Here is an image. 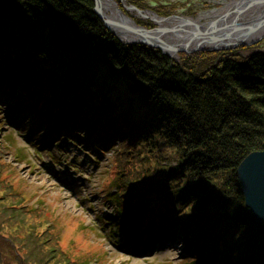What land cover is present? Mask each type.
Instances as JSON below:
<instances>
[{
  "label": "trees",
  "instance_id": "16d2710c",
  "mask_svg": "<svg viewBox=\"0 0 264 264\" xmlns=\"http://www.w3.org/2000/svg\"><path fill=\"white\" fill-rule=\"evenodd\" d=\"M179 56L122 43L96 16L92 0H0V94L44 130L65 128L77 143L91 142L99 158L110 153L101 186L114 190L126 220L116 226L128 227L134 217L139 236L180 242L179 264H264V226L251 217L236 176L247 154L264 149V52ZM96 61L124 81V91L92 87ZM124 93L148 107L151 123L134 121ZM4 141L0 136L1 200L15 201L2 206L0 230L30 217L35 241L28 237L26 262L49 264L43 255L32 257L47 249L64 264H90L84 254L64 250L56 226L42 228L45 214L28 210L27 198L14 192L2 174ZM175 157L176 164L162 165Z\"/></svg>",
  "mask_w": 264,
  "mask_h": 264
},
{
  "label": "rangeland",
  "instance_id": "374dc122",
  "mask_svg": "<svg viewBox=\"0 0 264 264\" xmlns=\"http://www.w3.org/2000/svg\"><path fill=\"white\" fill-rule=\"evenodd\" d=\"M114 1L138 26L148 30L157 29V25L146 12L164 20L179 18L198 21L201 25L199 27H203L206 32L217 30L215 34L218 35L225 32L224 28H217V22L224 11H229L226 16L229 19L234 17L232 21L237 20L239 26H243L241 23L251 17L257 20L255 25L261 30L260 24L264 20V8L260 9L258 1L255 0H138L146 5L145 9H138L133 4L136 0ZM128 8L135 11L130 12ZM253 20L248 23H252ZM113 35L124 44L135 43L122 40L116 32ZM236 44L231 47L207 46L203 50L179 52L171 58L179 61L180 54L190 59V56L196 53L217 55L223 50H231L234 55L241 56L257 51L264 52V36L252 45ZM92 69L97 75L95 79L97 83L92 85L96 91L102 87L124 91V81L107 76L99 61L91 65ZM121 101L124 107L128 101L130 102L129 109L133 111L135 122L142 120L141 123L146 121L151 123L152 113L146 110L148 107L139 105L125 93ZM120 104L119 102V106ZM13 108V100L0 94V136L5 140L2 144L5 150L3 162L8 165L2 169V174L8 177L16 194L27 198L25 206L28 210L41 209L40 212L45 214V218L42 219L47 223L45 226L41 225L42 228L48 230L50 223L56 226L58 235L66 240L62 241L64 250L73 256L84 254L85 260L90 264H179L184 260L180 242L167 241L162 237L154 241L147 234L138 236L135 232L138 223L134 217H130L129 228H121L123 225L120 228L116 226L117 222L126 220L117 213L116 197L112 196L114 190L109 187L103 191L106 188L101 186L109 178L107 169L110 167L108 161L110 153H104L99 158L91 142L77 143L75 139L67 136L64 128L48 132L22 107L16 114ZM160 150L166 155L171 154L167 147L162 146ZM176 160L175 157L169 162L163 161L162 165L172 166L176 164ZM3 194L6 193L0 191V200ZM13 201L14 198L4 197L0 201V210L2 206L8 209V205L14 204ZM21 218L22 216H19L18 222L13 226L5 227L4 231L0 230L1 264H30L26 262L24 255L28 256L34 240L30 238V234L34 232L31 229L33 219ZM88 225L92 231L82 228ZM28 237L32 242H29ZM148 241L151 242L150 245L147 244ZM38 250L41 255L33 254L32 257L38 259L43 255L44 258L51 260L49 264H64L51 256L47 249ZM33 259L31 260L34 261Z\"/></svg>",
  "mask_w": 264,
  "mask_h": 264
},
{
  "label": "bare ground",
  "instance_id": "6f19581e",
  "mask_svg": "<svg viewBox=\"0 0 264 264\" xmlns=\"http://www.w3.org/2000/svg\"><path fill=\"white\" fill-rule=\"evenodd\" d=\"M258 1V4L261 8H264V0H255ZM100 2V11L102 13L103 19L108 21H115L118 19L116 12L114 11V7L110 0H99ZM130 12L135 11L133 8L127 9ZM229 11H224L221 14L219 21L217 22V28H224L225 32L220 33L218 38L211 40L208 44H202L205 47H231L238 42L241 41H249L258 36L260 29L255 25V18L246 19L241 25H247L245 28L239 26L237 20L232 21L234 17L226 16V13ZM236 14V13H233ZM146 15L153 20V22L157 25V31L152 33H145L143 35H139L135 31L129 29L126 26H117L112 27L116 34L125 41L138 42L142 41L145 38L149 39L152 42H157L161 46L162 50L169 51L172 47H184L189 46L193 47L196 44H199L203 41V39L207 37L217 36V33H207L203 32V27H199L200 23L198 21H193L191 19H179V18H170L164 20L159 18L155 14H151L146 12ZM253 20L252 23H248ZM264 21V20H263ZM261 28V27H260ZM201 29V32L197 31ZM196 30V32H194ZM193 31L194 33H189ZM228 34V35H226ZM171 53V51H169Z\"/></svg>",
  "mask_w": 264,
  "mask_h": 264
},
{
  "label": "water",
  "instance_id": "95a60500",
  "mask_svg": "<svg viewBox=\"0 0 264 264\" xmlns=\"http://www.w3.org/2000/svg\"><path fill=\"white\" fill-rule=\"evenodd\" d=\"M94 2V13L96 16L102 21L103 25L114 34V30L112 27L117 26H126L129 29L135 31L139 35H143L145 33H152L157 31L158 29L148 30L141 26H138L134 20L128 17L119 7L118 3L114 0H110L114 11L116 12L118 19L115 21L104 20L102 13L100 11V2L99 0H92ZM247 25H243L242 28H245ZM261 30L255 39L252 41H241L238 40L236 46L238 44L244 45H252L259 41L264 36V21L260 24ZM205 29L203 30V32ZM209 31V30H208ZM214 33L217 30H212ZM211 31V32H212ZM196 32V30L194 31ZM193 31L189 33H194ZM201 32V29L197 31ZM206 32V31H205ZM209 32V33H211ZM208 33V32H207ZM228 35V34H226ZM218 35L214 37H207L203 39L202 42L196 44L195 46L188 49L186 46L184 47H172L169 51H165L161 49V46L157 42H152L149 39H144L142 41H138L135 43L144 44L150 47L158 48L163 54L172 57L179 52H192L206 49L202 44H208L211 40L218 38ZM236 176L239 184V192L243 197L244 204L246 208L249 209L251 213V217L253 220L264 226V149L261 151H254L247 154L242 161L238 164L236 168Z\"/></svg>",
  "mask_w": 264,
  "mask_h": 264
}]
</instances>
